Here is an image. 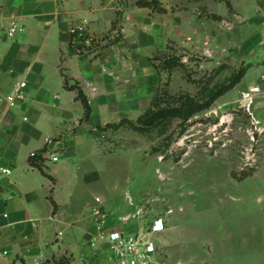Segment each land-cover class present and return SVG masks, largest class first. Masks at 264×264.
Wrapping results in <instances>:
<instances>
[{
    "label": "rangeland",
    "instance_id": "rangeland-1",
    "mask_svg": "<svg viewBox=\"0 0 264 264\" xmlns=\"http://www.w3.org/2000/svg\"><path fill=\"white\" fill-rule=\"evenodd\" d=\"M103 12L113 15L112 28L71 46L92 55L90 62L101 59L104 100L114 97L116 109L103 120L135 119L152 103L177 106L180 95L202 102L238 81L186 122L95 129L103 166L91 160L84 168L101 178L82 182L79 169L78 188L100 197L108 216H129L126 236L137 233L133 225L146 234L163 218L166 232L146 234L156 264H264V12L257 0H103Z\"/></svg>",
    "mask_w": 264,
    "mask_h": 264
},
{
    "label": "crops",
    "instance_id": "crops-1",
    "mask_svg": "<svg viewBox=\"0 0 264 264\" xmlns=\"http://www.w3.org/2000/svg\"><path fill=\"white\" fill-rule=\"evenodd\" d=\"M258 4L263 13L264 0ZM113 18L103 12V0H0V166L11 169L0 175V264H115L110 243L94 238L92 208L100 197L78 188L76 171L82 182L98 181L100 172L84 168L91 160L92 167L98 160L103 166L95 129L140 114L103 120L105 110L116 109L114 97L104 100L109 91L103 92V71L96 69L101 59L90 62L92 55L71 50L80 44L69 32L85 19L87 33L102 38ZM13 23L23 28L9 38L5 32ZM99 53L103 57V48ZM21 80L27 84L23 100L11 107L6 96ZM72 86L87 100V117ZM47 138L53 140L49 146ZM52 153L58 161H49ZM129 219L109 215L107 231L126 233L122 225ZM129 229L141 234L136 225Z\"/></svg>",
    "mask_w": 264,
    "mask_h": 264
},
{
    "label": "built area",
    "instance_id": "built-area-1",
    "mask_svg": "<svg viewBox=\"0 0 264 264\" xmlns=\"http://www.w3.org/2000/svg\"><path fill=\"white\" fill-rule=\"evenodd\" d=\"M23 26L13 23L6 30L5 35L12 38L17 32L22 30ZM70 34L73 36L74 43L81 44V40L86 44L93 42L95 37L87 33V21L80 19L71 24L69 28ZM27 87L25 81H18L14 87V91L6 96V102L9 106H15L23 100L24 91ZM53 143L51 138L45 140L46 146ZM31 156H35V152H31ZM1 158V156H0ZM49 161L56 162L59 155L52 153L49 155ZM11 172L9 167L0 166V175L8 176ZM96 205L92 208L93 230L95 231V239L108 241L112 248V257L115 264H156L155 252L156 248L147 235L154 234L164 229V220L156 217L150 224L147 235L136 233L135 235L126 236L120 231H107L106 222L109 219L108 213L101 205L99 198L95 199Z\"/></svg>",
    "mask_w": 264,
    "mask_h": 264
},
{
    "label": "trees",
    "instance_id": "trees-1",
    "mask_svg": "<svg viewBox=\"0 0 264 264\" xmlns=\"http://www.w3.org/2000/svg\"><path fill=\"white\" fill-rule=\"evenodd\" d=\"M238 80L234 79L233 82L228 84H223L218 86L216 90L211 92L210 96L202 102L196 101L189 96H178L177 97V106L172 107H161L158 108L156 103H152L136 120L135 122L122 119L118 124H107L103 129L108 127H118L122 124L131 125L135 130L144 131L151 127H155L159 124H165L173 118H178L183 122H186L190 117L199 113L211 106L216 97L222 95L225 91L231 89L233 85ZM77 89L78 98L81 100V103L84 108L85 117L89 115L90 108L87 103L85 96L82 91L76 86H72ZM249 174H244L242 177ZM235 177V175H233Z\"/></svg>",
    "mask_w": 264,
    "mask_h": 264
},
{
    "label": "water",
    "instance_id": "water-1",
    "mask_svg": "<svg viewBox=\"0 0 264 264\" xmlns=\"http://www.w3.org/2000/svg\"><path fill=\"white\" fill-rule=\"evenodd\" d=\"M248 101H249V100H245L243 104H247Z\"/></svg>",
    "mask_w": 264,
    "mask_h": 264
}]
</instances>
